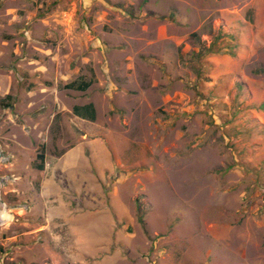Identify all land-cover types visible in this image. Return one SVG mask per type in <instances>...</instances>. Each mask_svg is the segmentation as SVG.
<instances>
[{
	"label": "rangeland",
	"instance_id": "rangeland-1",
	"mask_svg": "<svg viewBox=\"0 0 264 264\" xmlns=\"http://www.w3.org/2000/svg\"><path fill=\"white\" fill-rule=\"evenodd\" d=\"M0 264H264V0H0Z\"/></svg>",
	"mask_w": 264,
	"mask_h": 264
},
{
	"label": "crops",
	"instance_id": "crops-1",
	"mask_svg": "<svg viewBox=\"0 0 264 264\" xmlns=\"http://www.w3.org/2000/svg\"><path fill=\"white\" fill-rule=\"evenodd\" d=\"M79 89H81V85H79L78 89H66L68 92L72 93V95L70 96H73L74 99L70 109L71 115L75 120L80 121L79 123L94 124L97 120V106H95L93 101H82V98H80L79 93L83 92L79 91ZM78 98L81 99L80 102H78ZM89 105L92 106L91 111L93 113L87 112L86 108Z\"/></svg>",
	"mask_w": 264,
	"mask_h": 264
},
{
	"label": "trees",
	"instance_id": "trees-1",
	"mask_svg": "<svg viewBox=\"0 0 264 264\" xmlns=\"http://www.w3.org/2000/svg\"><path fill=\"white\" fill-rule=\"evenodd\" d=\"M79 85H81V89H79V91L84 92L92 85V82L91 81H87V82H82V81H80V82H72V83L64 86V88L65 89H78ZM7 99L8 100L10 99L9 95L5 96L1 100V103H5V100H7ZM91 109H92L91 105L87 106V108H86L87 112L93 113L91 111ZM38 149H39V152L36 155V160H38L39 163L36 165V168L41 171V170L44 169V164H45L44 145L41 144Z\"/></svg>",
	"mask_w": 264,
	"mask_h": 264
}]
</instances>
